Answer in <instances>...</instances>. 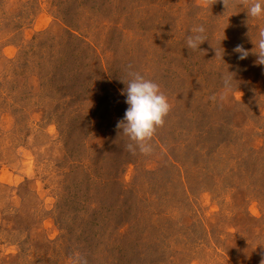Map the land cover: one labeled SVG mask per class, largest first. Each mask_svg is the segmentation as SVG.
Instances as JSON below:
<instances>
[{
  "label": "rangeland",
  "instance_id": "obj_1",
  "mask_svg": "<svg viewBox=\"0 0 264 264\" xmlns=\"http://www.w3.org/2000/svg\"><path fill=\"white\" fill-rule=\"evenodd\" d=\"M261 27L220 2L0 0V264H261ZM130 72L171 105L148 155L116 127Z\"/></svg>",
  "mask_w": 264,
  "mask_h": 264
},
{
  "label": "clouds",
  "instance_id": "obj_2",
  "mask_svg": "<svg viewBox=\"0 0 264 264\" xmlns=\"http://www.w3.org/2000/svg\"><path fill=\"white\" fill-rule=\"evenodd\" d=\"M217 2L222 3L224 9L239 6L246 9L247 16L255 19L264 18V0H196V6L207 10ZM190 31L192 34L186 38V47L197 50L199 45L207 40L206 29L203 24H200L192 27ZM222 39H224V30L220 41ZM255 48L256 51L253 53L257 56L256 63L264 65V27L259 29ZM233 51L239 54L237 57L239 60L246 59L249 55V51L242 45H237ZM223 53V48L215 49V56L220 60H223ZM129 76L126 88L122 90V94H126L125 103L128 107L116 127L121 129L129 139L130 143L126 145V148L130 154L135 155L138 150L140 154L148 155L153 150L150 141L157 128L163 126L171 105L157 83L137 72H130ZM232 80V75L223 77L222 82L226 91L231 89ZM122 81L125 83L124 80ZM223 98L222 96L221 99ZM210 99L215 100L216 97L212 96ZM71 264H87V259L82 255H76ZM261 264H264V260Z\"/></svg>",
  "mask_w": 264,
  "mask_h": 264
},
{
  "label": "trees",
  "instance_id": "obj_3",
  "mask_svg": "<svg viewBox=\"0 0 264 264\" xmlns=\"http://www.w3.org/2000/svg\"><path fill=\"white\" fill-rule=\"evenodd\" d=\"M210 156V151H209V154H208V157Z\"/></svg>",
  "mask_w": 264,
  "mask_h": 264
}]
</instances>
